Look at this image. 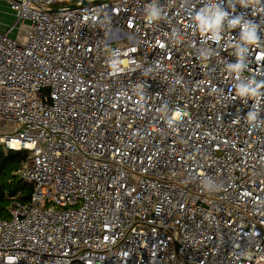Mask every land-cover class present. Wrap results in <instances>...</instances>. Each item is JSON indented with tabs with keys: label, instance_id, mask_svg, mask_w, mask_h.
<instances>
[{
	"label": "built area",
	"instance_id": "1",
	"mask_svg": "<svg viewBox=\"0 0 264 264\" xmlns=\"http://www.w3.org/2000/svg\"><path fill=\"white\" fill-rule=\"evenodd\" d=\"M9 6L0 264H264V0Z\"/></svg>",
	"mask_w": 264,
	"mask_h": 264
},
{
	"label": "trees",
	"instance_id": "2",
	"mask_svg": "<svg viewBox=\"0 0 264 264\" xmlns=\"http://www.w3.org/2000/svg\"><path fill=\"white\" fill-rule=\"evenodd\" d=\"M29 162V150L0 146V216H8L7 208L13 197L27 200L31 195L33 186L21 176V171Z\"/></svg>",
	"mask_w": 264,
	"mask_h": 264
},
{
	"label": "rangeland",
	"instance_id": "3",
	"mask_svg": "<svg viewBox=\"0 0 264 264\" xmlns=\"http://www.w3.org/2000/svg\"><path fill=\"white\" fill-rule=\"evenodd\" d=\"M6 2H8V0H0V20L3 19V21L9 27L16 21V16L14 12H12V10L10 9L9 2L7 4ZM9 127H10L9 125H7V127L0 126L2 130L3 129L5 130L6 128H9Z\"/></svg>",
	"mask_w": 264,
	"mask_h": 264
},
{
	"label": "crops",
	"instance_id": "4",
	"mask_svg": "<svg viewBox=\"0 0 264 264\" xmlns=\"http://www.w3.org/2000/svg\"><path fill=\"white\" fill-rule=\"evenodd\" d=\"M9 2V0H8ZM6 2V4L8 3ZM6 28H8L7 24L3 21V19L0 20V29L1 30H5ZM24 30V26H21V29H17L13 31V35H19L20 33H22Z\"/></svg>",
	"mask_w": 264,
	"mask_h": 264
},
{
	"label": "clouds",
	"instance_id": "5",
	"mask_svg": "<svg viewBox=\"0 0 264 264\" xmlns=\"http://www.w3.org/2000/svg\"><path fill=\"white\" fill-rule=\"evenodd\" d=\"M218 19V18H217Z\"/></svg>",
	"mask_w": 264,
	"mask_h": 264
}]
</instances>
